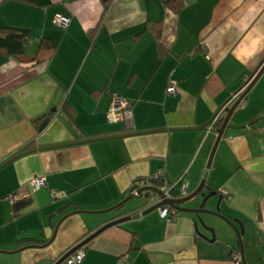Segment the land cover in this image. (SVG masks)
<instances>
[{
	"label": "crops",
	"instance_id": "0c3cea01",
	"mask_svg": "<svg viewBox=\"0 0 264 264\" xmlns=\"http://www.w3.org/2000/svg\"><path fill=\"white\" fill-rule=\"evenodd\" d=\"M31 1L0 0V27L30 29L28 58L45 36L59 47L42 63L0 53V232L8 235L0 264H54L121 217L129 218L87 243L83 264H118L123 255L127 264H236L232 226L221 223L215 238L200 227L206 237L193 213L166 219L159 209L143 214V197L126 200L138 179L143 186L160 170L189 193L205 180L212 202L221 196L222 213L242 222L248 264H264V72L208 167L216 118L226 119L246 77L264 63V0H185L179 12L167 0H113L108 10L102 0ZM57 14L71 18L66 29ZM161 20L170 50L163 60L154 33ZM118 95L130 107L112 122ZM37 176L48 184L34 189ZM17 192L27 202L18 216L3 202ZM204 216L216 226L215 215Z\"/></svg>",
	"mask_w": 264,
	"mask_h": 264
},
{
	"label": "water",
	"instance_id": "95a60500",
	"mask_svg": "<svg viewBox=\"0 0 264 264\" xmlns=\"http://www.w3.org/2000/svg\"><path fill=\"white\" fill-rule=\"evenodd\" d=\"M263 72H264V63L261 65V67L257 71H255V73L251 77V80L249 82H246L245 85L237 92V94H241V95L236 100L234 105L228 109V115H227L223 125L218 129L219 136H218L217 143L214 147V150L212 152V156H211L209 164H208L209 168L212 165L214 152L218 146V143L220 142L221 138L223 137L227 126L229 125V123L231 121L233 113L239 108L241 100L244 97H246V95L249 93V91L254 86V84L256 83V81L262 75ZM242 90H244L243 93H242ZM48 122H49V118H45L42 121L40 128H43ZM29 151H31V150L27 149V151H23L22 153H19L18 155L23 154L25 152H29ZM205 182L206 181L203 180L201 185L198 187V189L196 191H194L193 193L188 192L185 196H182V197H170L168 195L167 191L170 187H172V185L169 186L166 181L162 186L156 185V184H147L146 183L145 185L138 187L136 189V191H134L132 193V195L129 196L126 200H129V199L134 198V197H139V198L143 197L144 198L143 204L147 206L146 209L143 210V214H147L149 212L157 210L164 205L172 206L173 208L176 209L177 213H179V212L193 213L195 215V222H196V226H197L199 234H201L202 236H206V237H208V236L203 232L202 229H200V227L206 229L207 231L212 232L213 238H215L217 236V231H216L215 226H212L208 223V221L206 220V218L204 216L205 214H212L215 216H219L222 219H225L235 229L237 236H238V243L240 244V249H241L243 256H244L243 262H244V264H248L246 257H245V245H244V239H243L245 230H244V226H242V222L238 221L241 225L240 226L241 228H239V226L235 223V221L231 220L229 217H227L226 215H224L222 213V199L223 198L220 196L219 199L215 203L212 202L211 198L216 195V192L207 194L205 192V185H206ZM197 198H200L199 202H197L194 206H187L189 204V202H194L195 199H197ZM125 201H123L120 204V206ZM208 203H210V204L212 203L211 207ZM128 218L129 217H121V218L115 219V220L107 223L103 227L97 229L96 231L91 233L88 237L83 239L80 243H78L77 245L72 247L70 250H68L66 253H64L54 264H60L68 256H70L72 253H74L78 248H80L82 245L89 243L93 238H95L96 236H98L99 234L104 232L107 228H109L112 225L122 223V222L126 221V219H128ZM58 228H59V226L57 227L56 233L58 231Z\"/></svg>",
	"mask_w": 264,
	"mask_h": 264
},
{
	"label": "trees",
	"instance_id": "16d2710c",
	"mask_svg": "<svg viewBox=\"0 0 264 264\" xmlns=\"http://www.w3.org/2000/svg\"><path fill=\"white\" fill-rule=\"evenodd\" d=\"M2 1H8V0H2ZM30 3H32L31 0H26ZM104 3V6L106 10L109 9L111 3L113 0H102ZM186 1L185 0H167L166 5L168 8H171L177 12H179L184 6ZM61 27V26H60ZM63 28V27H61ZM66 29V28H64ZM162 32H163V20L156 23L154 27V33L157 40L158 45V52L159 57L161 60L165 58V56L170 51L163 43L162 41ZM31 42V31L27 28H21V27H15L10 25H4L0 27V53L9 56L11 58H14L20 62H28V63H42L50 60L53 55L55 54L56 50L59 47L58 42L53 38L49 36H45L42 38L40 45L38 47V51L36 55L32 58L27 57V52L30 46ZM64 109L68 116L72 119L76 116V110L74 107L67 101L64 105ZM52 113H49L47 115H44L41 117V120L46 117H51ZM225 118L222 117L218 120H216L215 126L220 128L224 123ZM142 178L138 179V184L136 185V188H138L140 185L139 183L142 182ZM166 181V178L160 177V178H151L146 179L145 183L147 184H156V185H163ZM177 193V191H174ZM27 202L25 200H20L15 205V214L16 216L20 215V212L22 208L26 207ZM69 206L65 205L61 208V212H64ZM239 249V247H238ZM66 253V251H65ZM64 253H62L63 255Z\"/></svg>",
	"mask_w": 264,
	"mask_h": 264
},
{
	"label": "built area",
	"instance_id": "2783aa9c",
	"mask_svg": "<svg viewBox=\"0 0 264 264\" xmlns=\"http://www.w3.org/2000/svg\"><path fill=\"white\" fill-rule=\"evenodd\" d=\"M56 22L58 23L59 26L63 28H67L71 23V18L64 14H57ZM250 80L251 77L247 76L246 81L249 82ZM168 93L169 94L177 93V84L175 82L173 81L170 82V85L168 87ZM246 103L247 101L246 98L244 97L241 100L240 106H245ZM129 107H130V102L127 100V98L124 95L116 96L114 98L113 106L111 107L109 113L110 121L115 122L116 120H118L121 116V113L127 112ZM163 176H164V171L160 170L155 178H160ZM31 184L34 189H40L42 187H45L48 184V182L45 176H37L32 179ZM179 184L180 182L175 183L172 185V187L168 189L167 193L170 197H182L189 192L187 183L183 184V186H180ZM175 190L177 191V193L174 192ZM62 194H64L62 191H58L56 189L54 190L55 196H62ZM25 195L29 196L27 194ZM23 197H24V193L21 192H17L7 196L3 200L5 209L13 211L15 209V205L17 204V202L23 199ZM159 210L163 218L172 219V220L176 219L177 211L172 206L164 205L160 207ZM86 254H87V244L82 245L60 264H83ZM233 258L236 264H243L244 256L242 251L240 250L235 251L233 254ZM127 260H128V256L123 255L122 257H120L118 264H127Z\"/></svg>",
	"mask_w": 264,
	"mask_h": 264
},
{
	"label": "rangeland",
	"instance_id": "374dc122",
	"mask_svg": "<svg viewBox=\"0 0 264 264\" xmlns=\"http://www.w3.org/2000/svg\"><path fill=\"white\" fill-rule=\"evenodd\" d=\"M56 25L57 26H59L57 23H56ZM60 27V26H59ZM56 29H58L57 27H55ZM216 198V196H214V197H212L211 198V200H213V199H215ZM189 204L191 205V202H189ZM209 205H212V203L210 204V203H208ZM215 218H213V222L216 224V229H217V227L219 226V225H221V223H226V225L227 226H230L231 227V225L229 224V222H227L225 219H222V218H220L219 216H214ZM40 224V223H39ZM37 226H38V223L37 224H34L33 225V227H32V229H34V230H36L37 229ZM214 226V225H213ZM218 231V230H217ZM8 238V235L6 234V230H2L1 232H0V240H2V241H4L5 239H7ZM244 245H245V243H244ZM4 255L5 254H3V253H0V259H2V257H4ZM2 264H7V263H5L4 261H2L1 262Z\"/></svg>",
	"mask_w": 264,
	"mask_h": 264
}]
</instances>
